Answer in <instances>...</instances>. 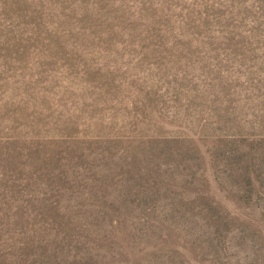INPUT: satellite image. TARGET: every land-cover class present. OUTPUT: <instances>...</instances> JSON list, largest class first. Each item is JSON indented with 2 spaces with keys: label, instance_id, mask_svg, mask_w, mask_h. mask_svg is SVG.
Wrapping results in <instances>:
<instances>
[{
  "label": "rangeland",
  "instance_id": "obj_1",
  "mask_svg": "<svg viewBox=\"0 0 264 264\" xmlns=\"http://www.w3.org/2000/svg\"><path fill=\"white\" fill-rule=\"evenodd\" d=\"M0 264H264V0H0Z\"/></svg>",
  "mask_w": 264,
  "mask_h": 264
}]
</instances>
